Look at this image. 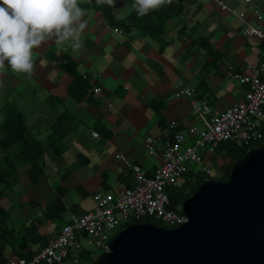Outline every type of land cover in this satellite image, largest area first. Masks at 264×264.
Returning <instances> with one entry per match:
<instances>
[{
    "label": "crops",
    "instance_id": "obj_1",
    "mask_svg": "<svg viewBox=\"0 0 264 264\" xmlns=\"http://www.w3.org/2000/svg\"><path fill=\"white\" fill-rule=\"evenodd\" d=\"M223 1L225 9L218 0H182L180 14L166 21L159 42L134 27L109 23L104 11L109 10L114 23L126 21L132 0H114L112 6L80 0L87 22L80 48L67 41L45 43L33 50L32 74L13 73L5 62L0 69V123L6 104L23 114L27 132L42 146L43 171L33 182L30 164L23 163L4 183L0 204L12 228L5 258L15 254L27 227H36L52 241L72 217L94 207V193L116 197L130 186V170L116 155L152 175L161 165L167 135L179 130L185 136L181 148L192 144L195 136L188 128L203 129L210 117L193 113L194 97L214 112L243 96L245 86L227 72L230 66L243 72L245 64L262 60L264 40L245 34L244 27L256 26L264 34V0ZM61 56L74 63L79 88L75 75L57 61ZM179 82L194 89V95L176 97ZM147 137L154 141L153 152L147 149ZM15 152L13 146L0 147V167L4 155ZM200 153L203 168H215L222 159L204 149ZM39 248V243H28L23 252L34 254Z\"/></svg>",
    "mask_w": 264,
    "mask_h": 264
},
{
    "label": "built area",
    "instance_id": "obj_2",
    "mask_svg": "<svg viewBox=\"0 0 264 264\" xmlns=\"http://www.w3.org/2000/svg\"><path fill=\"white\" fill-rule=\"evenodd\" d=\"M218 4L221 9L227 7L223 0H218ZM257 18L261 16L257 14ZM244 33L264 40L262 30L256 26L247 24ZM227 73L245 86L244 94L224 110L214 112L205 100L194 97L191 101L193 113L210 117L203 129L188 128L189 134L195 136L192 144L181 148L185 136L179 130L167 135L160 152L161 165L152 175L126 156L116 155L130 170V186L116 197L94 193V207L72 217L49 244L40 247L30 258L13 254L2 264H83L81 254L89 251L82 247L81 238L103 254L110 250V242L121 224L129 220L150 217L168 227L184 223L186 216L181 211L167 208V188L178 186V180L189 170V163L202 164L201 150L213 153L221 141H235L245 146L260 145L264 141V54L259 64L247 63L243 72H236L230 66ZM93 91L98 93L101 88L96 86ZM193 95L194 89L178 83L176 97ZM91 135L96 137L98 133L91 130ZM146 145L150 152L155 150L151 137L146 138ZM202 171L209 173L206 168Z\"/></svg>",
    "mask_w": 264,
    "mask_h": 264
},
{
    "label": "water",
    "instance_id": "obj_3",
    "mask_svg": "<svg viewBox=\"0 0 264 264\" xmlns=\"http://www.w3.org/2000/svg\"><path fill=\"white\" fill-rule=\"evenodd\" d=\"M186 221L120 229L110 250L86 264H264V141L204 180L180 205Z\"/></svg>",
    "mask_w": 264,
    "mask_h": 264
},
{
    "label": "trees",
    "instance_id": "obj_4",
    "mask_svg": "<svg viewBox=\"0 0 264 264\" xmlns=\"http://www.w3.org/2000/svg\"><path fill=\"white\" fill-rule=\"evenodd\" d=\"M182 0H171L170 3L149 10L144 16H139L133 9L132 5L134 0L131 2V11L126 21L113 22V17L108 9L104 11L110 24L121 26L128 30L129 28H136L142 35L148 36L154 40L161 41V34L164 29L165 23L168 19L178 16L182 10ZM183 28L180 29L182 31ZM162 45V44H161ZM162 49V47H160ZM57 61L60 66L67 72L75 75V86L80 87V78L75 74L74 63L64 56L58 57ZM82 86V84H81ZM74 88V86H73ZM74 89H71L73 92ZM2 121L0 123V132L2 134L0 138V147L7 149L10 146L16 148L15 153H6L3 157V167H0V196L6 188L7 180L14 175L16 168L23 163H29L31 169L29 170L30 178L33 182L37 181L38 177L42 174V146L39 142L32 137L26 129L23 114L18 111L15 106L6 104L2 107ZM259 144L242 145L235 141H221L215 146L214 153L219 155L223 154L229 161L222 165V175L219 177H213L202 170L194 171L192 168L189 169L184 175L186 187L176 186L167 188L169 197L168 209H174L180 211V205L183 200L190 197L198 186L206 179H215L224 181L228 178L229 170L232 164L239 158H241L248 149L256 147ZM59 202L53 203L48 206L46 211L47 215H50V211L58 205ZM9 216L6 210L0 204V264H2L6 258L3 255L4 245L8 240V234L12 232V228L8 226ZM152 222L157 226H163L160 221L150 217H145L139 220H129L121 224L119 229L132 223H144ZM20 237L21 241L19 247L15 250V254L30 258L33 254L24 253L23 250L28 243H39L40 247L49 244L51 241H47L41 236L34 226L27 227V231L22 233ZM91 255L88 252H82L81 258L82 263L86 264Z\"/></svg>",
    "mask_w": 264,
    "mask_h": 264
},
{
    "label": "clouds",
    "instance_id": "obj_5",
    "mask_svg": "<svg viewBox=\"0 0 264 264\" xmlns=\"http://www.w3.org/2000/svg\"><path fill=\"white\" fill-rule=\"evenodd\" d=\"M171 0H134L139 16ZM112 6L114 0H96V4ZM80 0H0V69L32 74L35 68L33 50L49 41L69 42L73 49L81 47L80 34L87 22Z\"/></svg>",
    "mask_w": 264,
    "mask_h": 264
},
{
    "label": "rangeland",
    "instance_id": "obj_6",
    "mask_svg": "<svg viewBox=\"0 0 264 264\" xmlns=\"http://www.w3.org/2000/svg\"><path fill=\"white\" fill-rule=\"evenodd\" d=\"M223 154L220 155V157H222V159L219 161V163L215 166V168H213V166H210L211 168H209V175L213 176V177H219L222 175V166L225 162H228L229 159L224 156ZM220 164V165H219ZM193 169L194 171L196 170H203V166L200 163H189V169ZM208 169V168H206ZM184 183V186L186 187L185 180L184 177L182 176L179 180H178V186H182ZM172 186H168V188H171ZM81 245L82 247L86 248V250L89 251V253L93 256V257H89L88 262L93 261L95 258H97L98 256H100L102 253L93 245L90 244L86 241V239L81 238ZM67 264H72V263H67Z\"/></svg>",
    "mask_w": 264,
    "mask_h": 264
}]
</instances>
